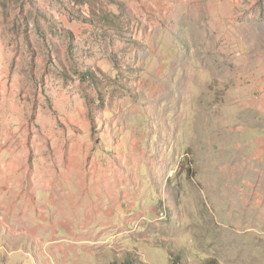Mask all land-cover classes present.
Returning a JSON list of instances; mask_svg holds the SVG:
<instances>
[{"label":"rangeland","instance_id":"rangeland-1","mask_svg":"<svg viewBox=\"0 0 264 264\" xmlns=\"http://www.w3.org/2000/svg\"><path fill=\"white\" fill-rule=\"evenodd\" d=\"M69 175L114 177L108 236H67ZM70 246L264 264V0H0V264Z\"/></svg>","mask_w":264,"mask_h":264},{"label":"crops","instance_id":"crops-1","mask_svg":"<svg viewBox=\"0 0 264 264\" xmlns=\"http://www.w3.org/2000/svg\"><path fill=\"white\" fill-rule=\"evenodd\" d=\"M110 154L112 155V153ZM68 180L72 185L71 188L73 191L67 189V196H64L62 200L58 201H62V208L68 210V208L71 207L72 209H75L74 212L69 214L70 217H68V220L74 221V224L70 223L71 225L69 224V229L64 226L67 223H63L64 225L60 224L68 231L67 236L69 239L72 241L74 240L75 242L79 240L78 242H80L89 237L94 238L96 236L94 233L99 236H108L112 227L108 222L116 223L119 222V220L124 219L121 216L123 215V208L125 210V207L120 206L118 203L119 186L115 183L114 177L108 175L106 179L98 183V185H91L85 188L79 187L71 175L68 176ZM95 196H97V199H94ZM75 197L78 198L76 202L73 199ZM54 200L55 199H53V201ZM46 204L49 205L51 207L50 210H52V206L54 205L52 204L51 198ZM104 221H107L108 226H104ZM94 223L97 224V227L94 226ZM99 226L102 228L98 231L97 229ZM56 227L58 228L59 226L56 225ZM87 233L91 235L87 236ZM82 234L85 235L84 239H82ZM94 252L95 251L92 247L89 250H79L77 247L70 246L69 250L63 248L59 252H53V254H56L58 256L57 259L63 261L65 264H92L89 259L90 257H92L97 263V255ZM78 259H81V262ZM46 261H49V258Z\"/></svg>","mask_w":264,"mask_h":264},{"label":"trees","instance_id":"trees-1","mask_svg":"<svg viewBox=\"0 0 264 264\" xmlns=\"http://www.w3.org/2000/svg\"><path fill=\"white\" fill-rule=\"evenodd\" d=\"M113 264H140L139 262H135L130 258H127L126 261L122 262V263H118V261L114 260ZM171 264H175V262H172ZM208 264H218L215 260L210 261Z\"/></svg>","mask_w":264,"mask_h":264}]
</instances>
